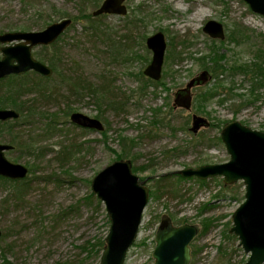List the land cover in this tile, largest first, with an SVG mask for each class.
I'll use <instances>...</instances> for the list:
<instances>
[{
	"label": "rangeland",
	"instance_id": "rangeland-1",
	"mask_svg": "<svg viewBox=\"0 0 264 264\" xmlns=\"http://www.w3.org/2000/svg\"><path fill=\"white\" fill-rule=\"evenodd\" d=\"M104 1L0 0V35L73 20L57 42L58 74L46 82L56 95L24 97L37 114L11 124L22 144L35 140L31 152L11 144L7 127H0V144L14 147L5 153L8 161L29 170L22 181H0V264H101L102 253L92 246L106 239L110 222L91 185L120 160L140 169L133 173L150 192L162 176L171 179L163 197L149 196L126 264H154L164 215L175 226L200 227L191 264H246L249 255L230 233L245 201L243 182L226 186L222 177L172 175L229 162L221 132L231 122L264 133V86H257L264 85V18L243 0H126V16L94 18ZM209 21L222 24L223 40L204 33ZM159 32L167 47L162 78L154 84L144 75L153 56L146 42ZM53 56L52 47L33 50L48 66ZM204 73L206 82L191 90V109L175 106L176 94ZM73 79L99 93L72 96ZM74 113L99 120L104 129L78 127L70 120ZM195 115L209 123L197 134L191 131ZM204 225L210 226L206 234Z\"/></svg>",
	"mask_w": 264,
	"mask_h": 264
},
{
	"label": "water",
	"instance_id": "water-1",
	"mask_svg": "<svg viewBox=\"0 0 264 264\" xmlns=\"http://www.w3.org/2000/svg\"><path fill=\"white\" fill-rule=\"evenodd\" d=\"M126 0H105L93 13L94 17L128 14ZM251 11L264 18V0H243ZM72 19H65L38 32L5 33L0 35V80L10 76H23L34 72L51 78L53 69L36 60L33 50L51 46L71 27ZM213 40L225 38L222 24L209 21L204 29ZM152 51V61L144 75L154 82L162 78L166 51L165 36L156 33L146 42ZM206 82V74L193 79L185 89L176 94L175 106L190 110L191 90ZM20 113L12 109H0V122L18 120ZM70 120L78 127L102 131V123L80 113L71 115ZM191 131L197 134L209 126L206 119L193 116ZM221 140L230 155V161L219 165L200 166L179 171L183 178H197L205 181L222 177L226 186L243 182L245 201L233 214L231 234L238 237L240 247L249 259L246 264H264V133L252 130L240 122H231L221 132ZM14 149L11 145L0 144V177L24 180L28 168L13 164L5 153ZM91 190L105 205L110 229L105 239L101 264H126L128 253L138 239L144 211L149 202L150 190L145 181L133 173L131 161L120 160L101 171L92 181ZM198 225L175 226L168 215L161 218L155 235L154 264H191V243L200 234ZM2 231L0 229V237Z\"/></svg>",
	"mask_w": 264,
	"mask_h": 264
},
{
	"label": "trees",
	"instance_id": "trees-1",
	"mask_svg": "<svg viewBox=\"0 0 264 264\" xmlns=\"http://www.w3.org/2000/svg\"><path fill=\"white\" fill-rule=\"evenodd\" d=\"M89 19L92 21L96 20L92 18H89ZM57 42L54 43L52 46H49V47H52V49L54 50V56L52 60H49L50 66H52L54 74H58V66L56 63L60 60V54H61L59 48L57 47ZM49 47H41V49H47ZM43 59L46 60V58L44 57ZM214 70H217V68L215 67ZM260 73H262V76H264V72H260ZM66 77L67 78L64 77V80H66V82L70 81L69 77L68 76ZM51 80L52 78H45L36 73H28L24 76H10L7 78V80L6 79L0 80V85L2 86L0 90V100H1L0 109L13 108L17 110V112H19L21 115L18 120L9 121L6 123L0 122V127L2 128L7 127L6 132L9 134V137L11 139L10 140L11 144L18 145L19 147L23 149H27L29 152H31V149H32V146L35 140L31 139L30 141L22 144L21 141H19L21 136L17 138V134L14 135L15 133L14 126L12 127L11 124L12 123L16 124L17 121H19L23 117L25 118L27 114L30 118H32L34 115L37 114L34 109H31V107L28 106V104H30L31 101L29 102L24 101L23 100L24 97L35 94L40 98L45 97L46 99L51 100L56 95L54 91L51 92V90H49L50 87L49 85L46 84V82H50ZM258 83L259 84H257V86L259 87V89H262L264 86L263 83L259 81ZM68 87H69V91L72 93L71 94L72 96H78V94H81L86 91L93 92L96 94L99 93V88L92 86L91 84H87L86 82H82L81 80L79 81L74 80V79L71 80L70 85ZM6 90L8 91V93L5 92ZM139 170H140L139 168L133 169L134 172H137ZM168 177L169 176H162L157 181L156 186L152 190L154 193L155 192L158 193L160 195V198L164 196L162 189L166 188V186L168 185V182H170L171 180ZM172 177L173 178L175 177L178 180H185L182 176L172 175ZM0 181L6 182V183L10 182L8 179L2 178V177H0ZM152 191L150 192L151 197H153ZM91 196L94 197V194H91ZM209 227H210L209 225H204V231H203L204 234H206L209 231ZM105 245H106L105 240L102 239L92 246V250L96 249L97 253L101 254L104 250Z\"/></svg>",
	"mask_w": 264,
	"mask_h": 264
},
{
	"label": "bare ground",
	"instance_id": "bare-ground-1",
	"mask_svg": "<svg viewBox=\"0 0 264 264\" xmlns=\"http://www.w3.org/2000/svg\"><path fill=\"white\" fill-rule=\"evenodd\" d=\"M200 16H201L200 13H196V14H195V17H200Z\"/></svg>",
	"mask_w": 264,
	"mask_h": 264
},
{
	"label": "flooded vegetation",
	"instance_id": "flooded-vegetation-1",
	"mask_svg": "<svg viewBox=\"0 0 264 264\" xmlns=\"http://www.w3.org/2000/svg\"><path fill=\"white\" fill-rule=\"evenodd\" d=\"M126 2V1H125ZM102 16H109V15H102ZM102 16H99V17H102ZM94 17V16H93ZM99 17H94V18H99Z\"/></svg>",
	"mask_w": 264,
	"mask_h": 264
}]
</instances>
